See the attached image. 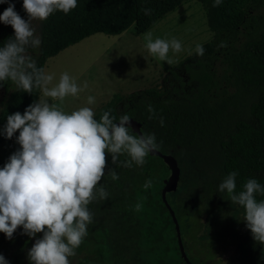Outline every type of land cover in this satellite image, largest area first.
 <instances>
[{
	"label": "trees",
	"instance_id": "trees-1",
	"mask_svg": "<svg viewBox=\"0 0 264 264\" xmlns=\"http://www.w3.org/2000/svg\"><path fill=\"white\" fill-rule=\"evenodd\" d=\"M186 1L77 0V7L70 13L56 11L42 21V43L29 52L37 67L45 70L50 57L93 34L119 35L132 25L138 34L145 33ZM199 1L206 7L214 32L213 39L202 45L205 54L200 56L195 51L173 66L163 89L150 87L128 95L115 93L95 118L99 121L103 112L109 111L119 121L121 115L127 114L142 123L144 134L155 133L157 143L162 141V152L187 149L201 176L218 172L216 179L222 181L230 172H238L239 192L249 178L264 185V29L244 41L239 38L242 28L251 20V6L262 0H222L219 7L213 6L214 0ZM13 2L15 10L27 19L23 0ZM8 6L0 3V14ZM144 9H150V14L146 15ZM13 34L10 25L0 22V47L13 39ZM213 59H220L221 63L213 65ZM39 96V90L29 94L12 87L0 106V144L8 139L2 134L7 116L17 111L23 113ZM149 104L154 115L148 111ZM161 117L164 126L160 124ZM129 131L138 136L131 127ZM119 159L128 157L122 155ZM108 161L100 184L109 197L89 205L91 211H102V218L93 219L97 226L94 235L101 239L99 251L107 258V264H187L179 249L174 219L162 199V188L170 175L169 164L150 153L140 167L112 164L110 155ZM112 170L118 174V180L111 179ZM149 178L153 185L145 190L143 184ZM178 192L179 189L168 192L167 198L182 232L183 226L192 225L193 211L179 201ZM256 198L259 201L264 196L257 194ZM137 203L142 204L140 211L135 210ZM193 203L192 198L187 204ZM203 227L204 224L200 228ZM211 229H215V237H222L231 231L230 222L223 218ZM263 246L252 238L243 243L244 264H264ZM21 251L22 248L13 259L24 264Z\"/></svg>",
	"mask_w": 264,
	"mask_h": 264
},
{
	"label": "clouds",
	"instance_id": "clouds-1",
	"mask_svg": "<svg viewBox=\"0 0 264 264\" xmlns=\"http://www.w3.org/2000/svg\"><path fill=\"white\" fill-rule=\"evenodd\" d=\"M9 6L0 14V22L14 29V38L0 47V86L11 82L17 90L32 94L39 90L52 103L39 100L27 106L23 113L17 111L7 116L2 134L11 139L16 137L20 148L0 167V232L11 239L18 228L24 234L42 237L28 252L31 264H71L70 257L76 255L88 226L93 223L94 214L89 205L106 200L109 193L100 184L111 163L126 168L143 166L150 152L158 150L155 133L133 135L130 133L131 119L127 114L119 117L103 112L100 120L95 118L91 107H80L70 113L56 103H63L67 97L78 98L88 89V83L78 85L67 72L61 74L54 86V76L37 67L29 49H38L42 43L33 21H44L56 11L70 13L77 7V0H23L27 19L16 10L13 0H0ZM222 0H214L219 7ZM150 9H144L146 15ZM147 51L169 65L175 61L169 52L183 51L181 42L175 37L155 38L147 32L144 35ZM196 54L203 56L205 49L196 45ZM96 98L87 97V104L94 105ZM148 111L155 114L151 104ZM151 118V116H150ZM164 119L160 118L161 126ZM128 159L121 161L120 156ZM112 180L118 174L112 170ZM238 172H230L219 184L218 192L227 193L231 202L243 207L246 227L253 239L264 244V199L257 200V194L264 196V185L249 178L243 190L236 192ZM153 185L151 178L143 188ZM141 203L135 205L140 211ZM0 264H9L0 254Z\"/></svg>",
	"mask_w": 264,
	"mask_h": 264
},
{
	"label": "rangeland",
	"instance_id": "rangeland-1",
	"mask_svg": "<svg viewBox=\"0 0 264 264\" xmlns=\"http://www.w3.org/2000/svg\"><path fill=\"white\" fill-rule=\"evenodd\" d=\"M250 18L249 24L242 28L240 41L254 37L264 29V0L251 6ZM41 24L42 21H33V27L39 36ZM147 32L153 34V39L170 40L175 37L181 42L183 51L175 54L169 52V57L175 63L169 65L147 51L144 40ZM147 32L138 34L132 25L119 35L96 33L50 57L45 65V72L54 76L50 87L59 82L64 72L73 77L78 85H83L86 81L89 86L78 98L67 97L63 103L57 101L58 106L68 113L87 106L97 113L115 93L128 95L150 87L163 89L170 69L194 54L197 44L203 45L214 37L208 23L206 7L199 0L183 2ZM212 63L219 65L221 60L213 59ZM13 86L11 82L2 83L0 94L2 92L4 97L1 102L7 98ZM89 95L96 98L94 105L87 104ZM39 100L52 103L51 98L42 96L41 92ZM16 137L0 144V160L3 166L20 148ZM171 154L177 158L180 167L177 188L179 201L193 211L190 217L192 225L186 224L182 228L189 258L195 264H244L246 256L243 243L253 239L251 230L246 227L244 210L236 207L226 192H218V186L222 182L216 179L218 172L201 176L192 164L187 149L181 148ZM192 198L194 203L190 206L187 203ZM92 213L95 220L103 217L102 211L92 210ZM223 218L230 222L231 231L222 237H215V229L211 227ZM203 224L204 227L200 228ZM96 227L93 223L88 226V235L76 249V255L69 258L71 264H81L86 260L88 264L108 263L107 258L104 259V255L99 251L101 239L94 235ZM42 235L38 233L36 237H30L24 234L22 227L17 229L11 239L2 233L0 254L9 264H19L13 257L22 248L23 263L31 264L28 252L35 240ZM262 250L264 252V248Z\"/></svg>",
	"mask_w": 264,
	"mask_h": 264
},
{
	"label": "water",
	"instance_id": "water-1",
	"mask_svg": "<svg viewBox=\"0 0 264 264\" xmlns=\"http://www.w3.org/2000/svg\"><path fill=\"white\" fill-rule=\"evenodd\" d=\"M130 119H131V126L130 127L138 135L144 134L142 131V123L135 120L134 118H130ZM150 154L151 155H158V156L162 157L164 159V161L167 164H169V166H170V175L167 179H165V185L162 188V199H163L165 205L170 210V213L174 219L175 227H176V231H177L178 245H179L181 255L184 258V260L187 262V264H194L187 254V251H186V248L184 245V241H183V237H182L180 223H179V220L176 216V212L173 209L172 205L170 204V202L168 201V198H167L168 192L176 191L178 188V183H179V179H180V167L178 164V160L173 154L164 153L160 149H158L154 152H150Z\"/></svg>",
	"mask_w": 264,
	"mask_h": 264
},
{
	"label": "flooded vegetation",
	"instance_id": "flooded-vegetation-1",
	"mask_svg": "<svg viewBox=\"0 0 264 264\" xmlns=\"http://www.w3.org/2000/svg\"><path fill=\"white\" fill-rule=\"evenodd\" d=\"M3 97H4V94L1 92V94H0V102L3 99Z\"/></svg>",
	"mask_w": 264,
	"mask_h": 264
}]
</instances>
